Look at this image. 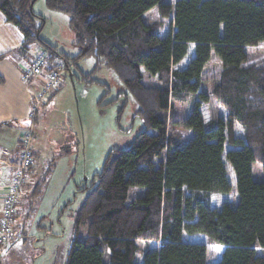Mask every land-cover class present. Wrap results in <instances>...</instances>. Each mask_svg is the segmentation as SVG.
I'll list each match as a JSON object with an SVG mask.
<instances>
[{
  "label": "trees",
  "instance_id": "16d2710c",
  "mask_svg": "<svg viewBox=\"0 0 264 264\" xmlns=\"http://www.w3.org/2000/svg\"><path fill=\"white\" fill-rule=\"evenodd\" d=\"M34 1L0 0L5 21L22 35V51L37 43L73 66L94 57L93 70L81 78L93 80L107 66L144 123L132 145L108 155L96 174L77 214V224L87 220L86 232L72 240L65 264H206V245L184 240V233L224 246L214 264H264V62L244 65L246 47L264 42V0H44L68 16L79 49L73 56L40 37L45 20L31 11ZM153 7L170 17L168 32L160 33L161 21L142 20ZM191 44L192 56L178 68ZM211 51L222 68L208 94L200 86ZM143 70L157 85L143 82ZM189 93L198 99L177 119L174 101ZM211 96L226 115L206 123L200 106ZM169 123L191 136L181 141ZM226 162L238 202L214 207L212 194L231 189ZM253 162L261 176L253 175ZM130 188L136 194L128 199ZM139 238L160 242L137 262Z\"/></svg>",
  "mask_w": 264,
  "mask_h": 264
},
{
  "label": "rangeland",
  "instance_id": "374dc122",
  "mask_svg": "<svg viewBox=\"0 0 264 264\" xmlns=\"http://www.w3.org/2000/svg\"><path fill=\"white\" fill-rule=\"evenodd\" d=\"M31 11L45 20L40 32L42 39L56 46L65 55L77 54L79 49L73 44V32L66 14L47 8L44 0H35ZM142 20L161 21V34L171 29L170 17L161 18L157 7L145 12ZM34 45L38 46L37 43ZM192 48L191 44L178 68L183 67L192 56ZM246 51L249 59L244 65L264 62V42L247 46ZM63 62L65 74L60 80V89L53 99L41 106L42 109L39 108V121L34 126L38 129L35 139L39 154L31 182L25 185L31 187L35 184V187L26 192L18 202L16 221H12L10 236L5 241L6 244L0 245V264H65L72 240L82 237L86 232L87 220L77 224V214L87 192L95 187L96 174L102 170L108 155L114 156L116 149L130 147L135 137L144 129L143 121L135 115L134 100L111 69L101 64L92 74L93 80L85 81L81 74L93 70L94 57L82 58L77 66L71 63L66 65L64 60ZM221 68L219 58L211 51L202 72V91L210 94ZM143 74L145 84L157 85L155 77L147 76L144 70ZM197 99V94L189 93L184 99L174 101L177 119L183 118L192 102ZM200 110L206 123L226 115L224 108L212 96L207 102L201 103ZM169 127L179 132L183 142L192 134L180 125L169 123ZM235 134H242L240 125H235ZM228 147L230 146L225 144L224 150ZM33 159L32 155V161ZM226 166L231 189L225 194H212L211 203L214 207H219L224 202L235 206L238 202L234 174L227 162ZM252 169L254 176L262 175L259 163L253 162ZM11 175L12 170L10 177ZM37 185L40 187L37 188ZM135 194V188H130L128 199ZM183 239L206 245V264H214L224 249L223 245L209 240L204 234L184 233ZM159 242L157 238H139L136 261L140 262L142 251L158 247ZM254 246L262 254L258 244Z\"/></svg>",
  "mask_w": 264,
  "mask_h": 264
},
{
  "label": "crops",
  "instance_id": "0c3cea01",
  "mask_svg": "<svg viewBox=\"0 0 264 264\" xmlns=\"http://www.w3.org/2000/svg\"><path fill=\"white\" fill-rule=\"evenodd\" d=\"M21 41L22 35L19 30L13 24L6 22L0 12V151H6L10 158H16L21 134L27 130L32 131L31 146L34 159L31 164V176L29 175L30 183L39 154L35 139L38 129L34 128L39 121V108L33 117L31 114L33 97L39 90L41 81L35 77H26L23 69L28 64L32 50L40 46L33 44L27 51H22L20 48ZM10 174L11 169L4 168L0 175V216L2 187L9 182ZM33 186L35 187V184H32L31 187H28V184L23 186L19 202L26 192H30ZM16 216L17 214L14 216V221H16Z\"/></svg>",
  "mask_w": 264,
  "mask_h": 264
},
{
  "label": "built area",
  "instance_id": "2783aa9c",
  "mask_svg": "<svg viewBox=\"0 0 264 264\" xmlns=\"http://www.w3.org/2000/svg\"><path fill=\"white\" fill-rule=\"evenodd\" d=\"M64 66L62 58L50 53L43 47H38L30 53L28 64L24 67L23 73L26 77H35L41 81L40 88L33 97L32 117L37 109L47 103L50 96L60 87V80L65 71ZM66 67L69 68V66ZM31 140V130L21 134L16 158H10L6 151H0V175L4 168L12 170L9 182L2 187L0 245L10 236L13 217L17 212L22 188L30 180L28 167L32 163Z\"/></svg>",
  "mask_w": 264,
  "mask_h": 264
},
{
  "label": "water",
  "instance_id": "95a60500",
  "mask_svg": "<svg viewBox=\"0 0 264 264\" xmlns=\"http://www.w3.org/2000/svg\"><path fill=\"white\" fill-rule=\"evenodd\" d=\"M31 6H32V4H31ZM31 6H30V7H31Z\"/></svg>",
  "mask_w": 264,
  "mask_h": 264
}]
</instances>
